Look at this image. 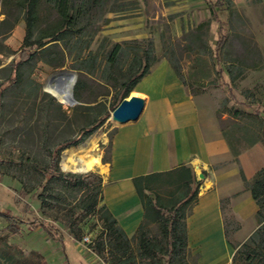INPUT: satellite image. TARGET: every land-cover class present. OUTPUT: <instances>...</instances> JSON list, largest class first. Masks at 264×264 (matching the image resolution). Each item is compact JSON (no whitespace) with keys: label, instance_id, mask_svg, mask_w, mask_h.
Here are the masks:
<instances>
[{"label":"rangeland","instance_id":"obj_1","mask_svg":"<svg viewBox=\"0 0 264 264\" xmlns=\"http://www.w3.org/2000/svg\"><path fill=\"white\" fill-rule=\"evenodd\" d=\"M216 1L101 0L91 5L88 19L94 26L84 31L81 45L91 42L86 51L98 55V67L95 74L83 78V102L75 99L67 105L46 90V83L59 72L70 73L77 82L70 55L77 52L75 41L55 40L43 47L48 48L45 52L34 48L35 55L21 66L17 83L12 81L13 67L23 52L27 21L33 24L31 41L35 42L58 19L54 4L49 0H0V211L22 221L16 223L15 231L13 223L1 215L0 238L8 240L15 263L107 264L96 251L103 230L100 214L85 215L82 209L83 202L95 195L93 188L84 193L72 181H46L45 176L51 171L58 145L78 138L81 130L102 119L104 123L77 145L83 150L75 158L96 156L101 163L108 161L113 135L118 127L127 125L111 119L112 105L119 102L124 89L122 76H118L119 82H110L104 72L114 43L124 46L125 55L120 60L123 71L135 63L137 54L144 55L150 44L156 56L151 70L161 62L169 63L168 59L176 63L203 118L216 123L235 151L256 142L264 144V0H225L218 18L211 14ZM222 24L229 39L222 55L221 76L215 45L222 35ZM62 60L64 67H56ZM239 60L257 66L245 68L241 75L234 69L232 79L227 69L233 64L240 67ZM135 94L136 88L128 97ZM67 150L61 151L56 176L99 174L98 168L85 172L65 169ZM173 190L161 184L155 188L165 198ZM35 218L51 230L26 223ZM259 227L262 230L256 243L245 247L252 235L239 239L228 234L239 251L232 264H264L255 257V252L264 255V224L258 223L255 231ZM145 231L161 238L158 224H147ZM87 237L92 242L84 250L80 243ZM130 238L132 250L138 253L137 236ZM186 257L187 263L200 264L193 252Z\"/></svg>","mask_w":264,"mask_h":264},{"label":"crops","instance_id":"obj_2","mask_svg":"<svg viewBox=\"0 0 264 264\" xmlns=\"http://www.w3.org/2000/svg\"><path fill=\"white\" fill-rule=\"evenodd\" d=\"M135 95L145 100L144 111L117 128L108 161L97 167L104 179L103 203L130 237L144 216L134 178L190 165L202 184L187 217L188 248L200 264H232L238 247L228 234L245 239L258 224L259 205L243 177L250 182L264 168V144L256 142L234 156L168 62L154 67ZM230 222L235 226L228 227Z\"/></svg>","mask_w":264,"mask_h":264},{"label":"trees","instance_id":"obj_3","mask_svg":"<svg viewBox=\"0 0 264 264\" xmlns=\"http://www.w3.org/2000/svg\"><path fill=\"white\" fill-rule=\"evenodd\" d=\"M36 0H33L35 2ZM54 4L57 9L58 19L55 24L46 34L38 37L35 42L31 41L33 35V24L29 19L27 21L28 31L25 36L24 48L20 60L14 65L15 79L13 83H17L20 75L21 66L28 60L34 57L35 53L32 51L39 50L45 47L48 43L55 40L67 41L71 43L75 41L77 52H70L73 55V68L77 71V82L74 86L73 94L74 98L83 102V93L85 90L86 75H93L97 71L98 67V55L92 51L87 52L91 42L88 41L86 45H81L82 35L84 31L89 27L94 26L88 19V12H90L91 5L101 2V0H83L80 6H78V0H49ZM225 0H217L211 5V14L218 18L223 8ZM90 3V5H89ZM89 9H88V8ZM222 24L220 32L221 37L217 41L215 47V57L218 66L219 75L222 76L224 71L222 61V55L225 52L226 45L228 43L229 35L226 28ZM58 44V42L54 43ZM56 46V45H55ZM48 49V48H47ZM43 48L42 51H47ZM149 50L144 55L137 54L135 63L126 71L120 68V60L125 55L124 46L119 43H114L110 47V51L107 55L105 75L111 82L123 80V92L119 99V102L112 105V110L125 100L130 92L133 91L140 81L147 76L156 62V56L154 55L153 45H149ZM177 77L180 78L182 83L186 85V81L181 76L180 68L171 59H168ZM240 67L231 65L228 67L227 72L231 75L232 79H235L232 75L233 70H238V74L241 75L245 68L257 66L254 64H245V61H237ZM56 67H64V60L55 64ZM119 76V77H118ZM240 77V76H238ZM237 77V78H238ZM11 81V80H10ZM0 93V97H1ZM105 119L99 121L95 126L85 127L80 131L78 138L59 144L56 150V154L53 155L51 171L46 174V181L49 180H64L72 181L75 187L82 189L84 193L90 188H93L95 195H90L82 204V209L85 215L92 212L100 214L99 221L103 222L102 233L98 236L96 251L100 254L101 258L106 261L107 264H190L187 263V255L190 251L188 248V234H187V217L196 206L199 197V189L202 184V179L199 180L196 176L194 168L190 165H181L170 171L150 173L143 176H137L134 178V186L138 193L142 207L144 209L143 222L135 232L138 241V253L132 250L131 238L127 236L124 230L120 227L116 218L112 215L109 208L103 203V183L102 176L95 173H87L85 175L80 174H61L55 175V168L58 167L59 157L61 151L69 149L71 146H77L84 142L89 136H91L100 125L104 123ZM234 156H238L241 151H235L234 147L228 141ZM256 144V143H255ZM254 145V144H253ZM205 174V173H204ZM247 189L251 191L252 197L259 205V210L256 215L258 223L264 224V168L257 171L256 176L252 181H247L243 177ZM164 185L166 187H173L172 195L167 198L163 197L159 192H155L157 185ZM5 216L9 223H13V228L18 229L16 223L22 222L17 220L16 217L9 215L6 212L0 211V216ZM27 224H31L34 227L42 226L50 229L48 224L38 218L34 220H27ZM155 223L159 225L161 238L151 237L145 231L147 224ZM263 229V226H262ZM261 227L248 239L243 247L248 243L255 244L256 238L259 237ZM51 230V229H50ZM51 235L58 236L57 233L51 232ZM10 245L5 237L0 238V264H18L14 262V258L9 253ZM239 251L237 250L236 254ZM256 259L260 263H264V255L260 252H255ZM234 256V260L236 257ZM31 264H34L31 262ZM40 264H46L44 262Z\"/></svg>","mask_w":264,"mask_h":264},{"label":"bare ground","instance_id":"obj_4","mask_svg":"<svg viewBox=\"0 0 264 264\" xmlns=\"http://www.w3.org/2000/svg\"><path fill=\"white\" fill-rule=\"evenodd\" d=\"M74 87V80L70 73L59 72L54 75V77L47 80L46 90L51 94L55 95L61 102L69 105L71 104V92ZM83 150L82 146L70 147L65 155L66 161L63 163L65 169L71 170L75 168L80 172H85L89 170H95L100 166V157H80L75 158V156ZM86 150V149H85ZM69 162L71 164H69Z\"/></svg>","mask_w":264,"mask_h":264},{"label":"water","instance_id":"obj_5","mask_svg":"<svg viewBox=\"0 0 264 264\" xmlns=\"http://www.w3.org/2000/svg\"><path fill=\"white\" fill-rule=\"evenodd\" d=\"M76 83V81H74ZM71 103L75 102L74 94L71 93ZM145 109V100L142 97L131 95L123 100L116 109L113 110L111 119L120 124L137 121ZM201 178H204L200 174Z\"/></svg>","mask_w":264,"mask_h":264},{"label":"built area","instance_id":"obj_6","mask_svg":"<svg viewBox=\"0 0 264 264\" xmlns=\"http://www.w3.org/2000/svg\"><path fill=\"white\" fill-rule=\"evenodd\" d=\"M91 242H92V241H91L90 237H87V238H85V239L80 243V245L82 246V248H83L84 250H88V245H89Z\"/></svg>","mask_w":264,"mask_h":264}]
</instances>
